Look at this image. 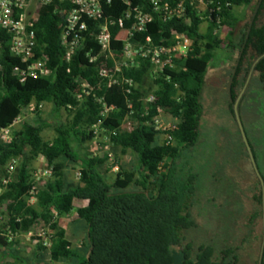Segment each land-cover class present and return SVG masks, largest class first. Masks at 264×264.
I'll list each match as a JSON object with an SVG mask.
<instances>
[{
    "label": "trees",
    "instance_id": "1",
    "mask_svg": "<svg viewBox=\"0 0 264 264\" xmlns=\"http://www.w3.org/2000/svg\"><path fill=\"white\" fill-rule=\"evenodd\" d=\"M129 1L130 5L149 10L146 0ZM228 1L229 5L223 6V16L230 28L236 21L235 6L253 8V16L237 42L232 40L231 32L225 41L215 40L213 24L210 23L204 33L200 32L203 20L194 11L187 14L189 24L178 18L162 21L154 15L147 30L132 38L131 41L135 42L149 34L155 42L168 43L172 31L186 32L195 38L190 54L186 58H177L174 68L159 72L152 84L149 82L150 64L146 59H139L135 66L122 68L116 74L119 81L107 85V79H100L95 64L86 56L90 50L91 55L100 52L95 42L99 24L104 19L117 20L124 15L128 6L120 0L104 2L101 18L84 19L87 28L69 61L65 60L60 42L64 14L54 10L57 0L41 8L35 24L32 58L47 54L52 69L50 76H29L20 81L11 75V66L20 62L7 54L6 43H3L1 61L5 74L0 87V128L8 126L21 107L31 101L43 102V106L49 102L55 110L63 108L69 114L64 123L54 126L56 135L50 142L41 136L42 130L48 127L42 117V108L13 132L11 143L0 146V172L3 176L6 162L13 156L21 158L12 180L4 186L0 180L3 187L0 202L8 201L6 215L11 229L26 233L43 219L45 224L50 222L49 227L53 230L50 249L37 242L36 254L40 259L46 257L41 251L49 250L47 258L52 262L76 256L78 264H239L238 244H226L216 249L209 243L194 245L192 241H185L184 235L192 225L195 189L190 186L192 177L183 175L186 167L183 158L199 138L200 97L214 51L223 48L235 51L236 59L228 84L229 109L234 119L233 103L250 71L257 73L264 89V0ZM62 5L65 10L69 9L67 0ZM260 15L263 19L258 22ZM109 29L110 49L117 56L128 36L129 21L125 20L122 27L115 23ZM3 34L0 30V35ZM113 64L112 59L107 60L109 67ZM124 79L131 80V84ZM83 81L88 83L89 92L78 101L74 94L80 91ZM150 89L156 99L145 103L143 98ZM99 97L106 106L112 107L104 114L102 103L97 101ZM156 106L176 119V128L171 132L172 143H165L151 123ZM128 115L131 117L130 128H122ZM91 124H97L107 133L111 151L130 152L135 155L137 164L127 167L119 163V170L111 178L107 151L81 155L78 147L94 137L88 129ZM242 144L244 146L243 141ZM39 155L53 166V175L40 188L37 202L28 205L29 164ZM75 169L78 175L70 177V171ZM253 199L257 209L250 220L254 222L255 218L259 223L256 225L258 254L261 252L260 259L254 264H264V198L258 179L253 187ZM81 200H87V204L78 207L76 214L84 223L85 236L79 252H76L70 248L64 230L59 228L56 220L52 221L51 207L58 215H63L71 212L74 201ZM15 242L16 239L8 242L0 235V247Z\"/></svg>",
    "mask_w": 264,
    "mask_h": 264
},
{
    "label": "built area",
    "instance_id": "2",
    "mask_svg": "<svg viewBox=\"0 0 264 264\" xmlns=\"http://www.w3.org/2000/svg\"><path fill=\"white\" fill-rule=\"evenodd\" d=\"M52 0H0V30L4 33L0 35V87L3 84V76L5 74L4 65L1 61L3 43H6L7 54L18 58L20 64H13L10 68V74L17 77L20 81H24L27 77H47L52 74L49 67V57L42 54L36 58H32L35 46V24L40 18V10L42 7L50 4ZM65 0H57L54 10L64 14V23L60 33V42L64 47V57L69 61L75 50L81 44L83 32L86 30L87 19H99L102 17V4L109 3L111 0H67L68 10L63 8ZM128 8L124 15L117 20L104 19L98 28L95 36V42L100 47L97 55H91V50L86 53L89 62L95 64L96 72L100 79H107L106 84L117 83L119 78L116 76L124 67H132L138 64L139 59H146L150 64L149 82H153L159 72L163 69H172L175 67L177 58H186L193 49L195 38L186 32L172 31L170 42H155L151 35H143V37L132 42V38L142 34L147 30V26L153 22L154 15H157L162 21H168L173 18L184 19L189 24V12H196L203 22L213 24L212 36L215 40H223L230 30V26L224 20L223 6H228L229 1L219 0H146L149 10H144L139 5H130L129 0H120ZM129 21L128 36L119 54L110 49V25L115 23L122 27L124 21ZM5 40V41H4ZM113 60V67L107 65V60ZM128 84L131 80L124 79ZM88 83L83 81L80 85V91L75 92L78 101L82 100L84 94H87ZM156 96L150 89L144 96L145 103L155 101ZM97 101L103 105L102 114L112 107H108L103 103L101 97ZM43 108V102L31 101L21 107L20 113L6 127L0 128V146L9 144L13 140V132L16 126H20L26 119L32 117L36 112ZM156 114L152 118V125L158 130L160 138L165 143H172L173 137L171 132L176 128V119L169 115L162 107L156 106ZM131 117L128 115L122 128H130ZM94 134L91 142V153L97 154L100 150L107 151V162L110 172L116 173L119 170V161L115 153L111 151L109 136L107 133L99 129L97 124H91L88 128ZM105 135L106 142L100 144L97 140L101 135ZM20 157L13 156L5 164V175L1 179L4 186L10 182L19 165ZM53 175V166L46 164L43 167L35 168L31 171V183L28 190V205H34L37 202V195L41 187ZM78 175V172H77ZM1 190V188H0ZM8 201L0 202V235L5 236L8 242L14 240L17 232L13 231L8 223L9 217L6 215ZM52 221L58 216V212L51 207ZM19 221V218H17ZM49 223L45 224L37 232L38 242L42 243L46 249H50L52 245L53 230L49 227ZM32 232H29V236Z\"/></svg>",
    "mask_w": 264,
    "mask_h": 264
},
{
    "label": "rangeland",
    "instance_id": "3",
    "mask_svg": "<svg viewBox=\"0 0 264 264\" xmlns=\"http://www.w3.org/2000/svg\"><path fill=\"white\" fill-rule=\"evenodd\" d=\"M250 9L251 6L246 5L234 7L236 21L228 33L231 32V38L235 42L240 40L252 17L253 8L252 11ZM262 19L260 15L258 22ZM235 59L234 50L216 49L206 73L200 97L202 113L199 138L195 146L184 153L183 158L186 163L183 175L192 177L190 186L195 189L191 210L192 225L184 231V235L185 241H192L194 245L209 243L216 249L226 244H238L239 264H254L260 259L261 253L258 254L256 231V225L259 223L255 218L254 222L250 220L257 209L256 201L253 199L255 181H252L246 168L247 151L242 144L237 122L229 109L228 84ZM241 90L238 111L260 174V177L257 175V179L261 187H264V89L257 73L250 71ZM42 117L48 127L42 130L41 136L44 141L50 142L56 135L54 126L64 123L69 114L63 108L55 110L51 103L45 102ZM19 127L16 126L14 131ZM97 141L104 144L105 135L102 134ZM78 150L81 155L90 153L91 142L79 146ZM113 153L119 163L127 167L137 164L135 155L130 152ZM46 164V159L39 155L30 160L29 165L32 171ZM114 174L110 172V177L113 178ZM76 175L77 169L69 173L70 177ZM2 177L3 173L0 172V180ZM262 224L264 234V219ZM44 227L45 223L38 221L31 230L32 238L16 239L22 240L23 246L28 248L36 241L37 232ZM70 264H78V260L72 258Z\"/></svg>",
    "mask_w": 264,
    "mask_h": 264
},
{
    "label": "crops",
    "instance_id": "4",
    "mask_svg": "<svg viewBox=\"0 0 264 264\" xmlns=\"http://www.w3.org/2000/svg\"><path fill=\"white\" fill-rule=\"evenodd\" d=\"M250 10L252 11V7ZM208 27L209 24L207 22H202L199 26V30L204 33ZM0 188L1 193L3 187L0 185ZM86 204L87 200L74 201L71 212L58 215L55 219L59 228L64 230L66 239L70 243V248L74 249L76 252H79L80 249L78 248H80V243L85 236L84 223L77 217L76 209L80 206H85ZM39 222L45 223L43 219H39ZM30 231L26 233L19 232L17 233L16 238H32V236H29ZM17 239L15 243H11L9 246L0 247V264H70L72 258L77 259V257L74 256L71 259L52 262L49 258H47L49 250H42L41 252H44L46 257L45 259H40V257L36 254L38 248L37 240H34V244H30L27 248L23 246L22 240ZM74 246L75 248H73Z\"/></svg>",
    "mask_w": 264,
    "mask_h": 264
},
{
    "label": "water",
    "instance_id": "5",
    "mask_svg": "<svg viewBox=\"0 0 264 264\" xmlns=\"http://www.w3.org/2000/svg\"><path fill=\"white\" fill-rule=\"evenodd\" d=\"M241 91L242 90H240L238 96L236 97V99H235V101L233 103L232 110H233V114H234L235 120H236L238 128H239V132H240L242 141H243L244 146H245L246 151H247L248 160L254 166L256 174L260 177V174L257 171V167H256V164H255L254 154H253L252 148L250 146L249 140L247 138V135L245 133V130L243 128L242 121H241V118H240V115H239V111H238L239 100L241 98V93H242ZM261 181H262V179H261ZM262 193H263V198H264V187H262ZM263 219H264V214H263Z\"/></svg>",
    "mask_w": 264,
    "mask_h": 264
},
{
    "label": "flooded vegetation",
    "instance_id": "6",
    "mask_svg": "<svg viewBox=\"0 0 264 264\" xmlns=\"http://www.w3.org/2000/svg\"><path fill=\"white\" fill-rule=\"evenodd\" d=\"M248 171L250 172V177L252 179V181H255V183L257 182V174H256V171H255V168L254 166L250 163V161L247 159V165H246Z\"/></svg>",
    "mask_w": 264,
    "mask_h": 264
}]
</instances>
